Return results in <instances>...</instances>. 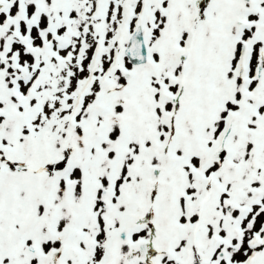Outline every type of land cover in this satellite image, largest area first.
I'll use <instances>...</instances> for the list:
<instances>
[{"label": "snow or ice", "instance_id": "1", "mask_svg": "<svg viewBox=\"0 0 264 264\" xmlns=\"http://www.w3.org/2000/svg\"><path fill=\"white\" fill-rule=\"evenodd\" d=\"M0 264H264V0H0Z\"/></svg>", "mask_w": 264, "mask_h": 264}]
</instances>
